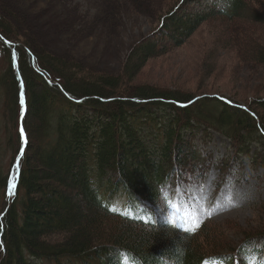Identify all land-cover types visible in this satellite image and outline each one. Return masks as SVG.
<instances>
[{"label": "trees", "instance_id": "1", "mask_svg": "<svg viewBox=\"0 0 264 264\" xmlns=\"http://www.w3.org/2000/svg\"><path fill=\"white\" fill-rule=\"evenodd\" d=\"M256 1L185 0L177 13L187 2L208 4L196 8L193 19L169 14L162 28L176 29L173 40L188 37L206 20L241 17ZM16 30L0 14V62L6 64L0 92L6 91L9 116L4 126L0 113V157L15 139L8 171L0 168V264H122L124 257L127 264H264V229L215 254L223 243L212 230L182 233L153 213L145 223L110 211L103 199L124 196L135 211L144 201L160 202L168 185L199 181L207 157L194 143L199 132L225 137L238 158L250 157L254 145L264 149V96L253 107L218 94L123 86V78L133 80L158 53L151 41L137 48L121 77L95 80L39 54ZM256 52L251 54L264 64V50ZM9 126L15 131L11 137ZM21 126L27 138L23 156ZM251 163L264 164V157L255 151ZM11 183L16 184L13 196L8 195ZM71 187L83 204L66 193ZM109 222L113 226L107 228ZM245 247L252 249L244 254Z\"/></svg>", "mask_w": 264, "mask_h": 264}, {"label": "rangeland", "instance_id": "2", "mask_svg": "<svg viewBox=\"0 0 264 264\" xmlns=\"http://www.w3.org/2000/svg\"><path fill=\"white\" fill-rule=\"evenodd\" d=\"M183 1L0 0V14L17 26V35L33 42L39 54H49L70 68L74 66V72L81 75L87 74L95 80L101 76L121 77L137 48L151 41L158 53L133 80L123 78V86L148 87L162 94H218L255 107L256 101L264 96V64L251 52L257 48L264 50V0L252 2L233 21L212 18L188 37L173 40L172 31L176 29L164 31L162 27L169 24L166 17L177 13ZM207 4L187 2L185 11L178 12L177 17L193 19L199 14L197 9L206 8ZM5 65L0 62V70ZM7 108L6 91L1 89L0 113L4 126L9 118ZM8 130L11 137L15 131L12 132L11 126ZM209 133L199 132L194 139L202 155H207L202 157L204 163L200 167L204 170L199 182H180L169 189L162 202L144 201V204L155 209L164 220L169 217L171 204L179 212L171 219L186 226L193 219L189 205H203L213 211L200 227L203 225L202 228L216 234L223 246L215 248V254H222L264 229V164L251 163L255 151L264 157V149L254 145L250 157L235 158L236 149L228 139ZM13 143L12 138L0 157L3 174L12 160ZM209 187L207 198L201 200ZM65 191L80 204L84 203L76 188ZM115 197L120 200L103 199L111 208L124 212L126 198ZM111 226L113 223L109 222L107 228ZM61 239L62 236H52V240ZM72 264L80 263L75 260Z\"/></svg>", "mask_w": 264, "mask_h": 264}, {"label": "snow or ice", "instance_id": "3", "mask_svg": "<svg viewBox=\"0 0 264 264\" xmlns=\"http://www.w3.org/2000/svg\"><path fill=\"white\" fill-rule=\"evenodd\" d=\"M0 39H2V38H0ZM5 43H8V42L5 41ZM13 56L14 57L16 56V53H15L14 49H13ZM21 89H23L22 82H21ZM24 103H25L24 93H23V90H22L21 93H20V104L23 106ZM20 136H21L22 146H21V149H20L19 156H23V154H24V146L27 144V138L25 137L24 128L22 126L20 128ZM17 175H18V172H17ZM15 189H16V184L15 183H11L9 185L8 195L9 196L15 195ZM210 190H211L210 187L208 189H206L204 194L201 195L200 199L201 200H205L207 198V194H208V192H210ZM168 207L171 209V212L169 213V217H168V219H166L165 223L169 224L171 227H174L175 229H177V230H179L181 232H185V233H193L196 229H198L200 227V225L203 223L205 218H209V217H211L213 215V211L206 210L203 207V205H201L199 207H192L191 205H189L188 207L191 209V211L193 213V219H192L191 225L190 226H186L183 222H174L171 219L172 215H179V212L171 204H169ZM183 207L184 206L181 205V208H183ZM109 210L113 211V212L117 211L116 208H111ZM136 212H137V216L135 218L141 219L145 223L149 222L148 219H144V217L147 216L148 213H149V209H148L147 205H145L143 208L136 209ZM119 214L120 215H128L129 218H133L131 216V213L128 212V211L120 212ZM149 219H151V217H149ZM241 251H242V253L246 254L250 250L245 247ZM122 264H127V257H124V260H123ZM205 264H207V262H205ZM246 264H247V260H246Z\"/></svg>", "mask_w": 264, "mask_h": 264}]
</instances>
